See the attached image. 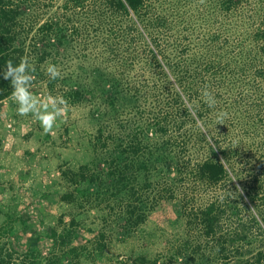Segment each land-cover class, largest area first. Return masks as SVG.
<instances>
[{
  "label": "rangeland",
  "instance_id": "374dc122",
  "mask_svg": "<svg viewBox=\"0 0 264 264\" xmlns=\"http://www.w3.org/2000/svg\"><path fill=\"white\" fill-rule=\"evenodd\" d=\"M223 1L146 0L129 16L112 13L109 0H10L23 6L16 28L34 68L29 91L47 111L50 98L66 105L46 133L32 113H17L12 95L0 102L5 261L255 263L264 248V39L255 37L264 0L231 10ZM49 65L59 77H49ZM132 138L147 165L117 185L134 157L118 152ZM211 148L226 153L229 177L206 187L192 172ZM255 178L260 191L249 202ZM209 204L220 216L205 239L193 217Z\"/></svg>",
  "mask_w": 264,
  "mask_h": 264
},
{
  "label": "trees",
  "instance_id": "16d2710c",
  "mask_svg": "<svg viewBox=\"0 0 264 264\" xmlns=\"http://www.w3.org/2000/svg\"><path fill=\"white\" fill-rule=\"evenodd\" d=\"M145 2L146 0H109V3H107V5L112 13H122V14L130 16L132 14L140 15L142 9L145 8ZM237 3H239V0H224L223 1V5L224 7H226L227 10H231L232 8H234ZM22 11H23V6H19V8L18 7L16 8L15 6L11 5L10 0H0V102L8 98L9 96H11L12 91H13V87L11 85V78L4 79V72L6 71V62L11 60L13 66H18L21 58L24 57V47L22 46L21 42H19L20 36L17 33V30L19 28H16L17 23H19L18 19L21 17V13H24ZM44 25L42 26V28H46V31H47L48 26L47 25L44 26ZM47 35L50 36L49 33L46 34V37H48ZM255 37L256 38L262 37L264 39V30L256 33ZM58 39H59V36H56V41H58ZM37 47H39L38 44L34 45V49L37 50ZM39 49L40 48H38V50ZM39 52H35V53L39 54ZM155 54H156L155 50L152 49L151 51L152 59L154 61H158L157 56ZM41 59H43V57H40V59L38 60L41 61ZM77 94H78V91L74 90L70 93V97L73 98ZM70 103H75V102L72 101ZM159 132L162 133L163 130L159 129ZM137 145L138 143H137L136 138H132L131 141L129 142V148L126 149L127 152L125 153H121L120 151L118 152L119 153L118 156L124 157L125 160L126 158H132L133 156L134 157L132 159L133 161L129 163H125V164L122 163L123 170L118 174L119 178L116 181V183H118L117 185H120V182H122L123 180V174L126 173L127 170L130 171L133 168V172L135 174L137 172L139 173L142 169H145L144 166L147 165V162L141 159V156H143V153H141L140 155L138 154L140 149L136 148ZM209 155H210L209 158H206L202 162L197 163L194 167L195 169L192 172L193 173L192 176L195 179V181L199 183L200 185H203L206 187L217 186L221 182H224V180L229 177V174H228L229 171H228V166H227L228 158L226 156V153L222 150L221 152L218 151V153H216L214 152L213 148H211ZM162 157H163L162 160L165 163L168 156L161 155L160 158ZM79 171H80L79 173L81 175V179L86 178V173L88 171L86 165L81 167ZM259 191H260V186L258 184V180H256L255 178L252 180L251 184L247 188V197L249 199V202L255 201V198L257 197ZM134 193H135L134 191H132V194H130L129 192V196L133 195ZM166 193H169L172 195L173 190L168 189L167 191H165L164 194ZM164 194H160V195L164 196ZM163 196H160V197H163ZM160 197L159 199H161ZM156 198L157 197H155L154 199ZM143 206L145 205L141 202V206L139 203V206L138 204H136L134 208L138 209L139 207L142 209ZM232 209H235V208L233 207ZM213 210H214L213 204H209L205 206L204 208L200 209L199 212L194 214V217H193L196 227L201 231L205 239L214 235V227L217 221H219L220 215H218V213L216 215L213 212ZM132 213L133 211H130L128 217L131 218ZM143 213L144 211L142 210L141 212L140 210L139 220L141 219V216H144ZM137 222H138V219L136 223ZM239 233L241 234H236V235L241 236L243 232L240 231ZM103 239H104V236L103 237L101 236V238L100 237L97 238L96 249L99 252H102L105 247ZM221 247L223 249L224 246H221ZM75 252H76L75 248H70V250L67 253L72 255ZM6 258H11V255L7 254L4 256L2 255V252L0 251V264H9V261H5ZM61 260H62V257L60 256V257H55V258H47L45 261L47 262V264H61ZM10 261L12 264H15L14 262H12V260ZM254 261H255L254 264H264V248L263 250H259L255 254Z\"/></svg>",
  "mask_w": 264,
  "mask_h": 264
},
{
  "label": "clouds",
  "instance_id": "9594fccd",
  "mask_svg": "<svg viewBox=\"0 0 264 264\" xmlns=\"http://www.w3.org/2000/svg\"><path fill=\"white\" fill-rule=\"evenodd\" d=\"M34 68L29 63L27 56L22 57L18 66H13L12 61L6 62V71L4 72V79L11 78V85L13 87L12 97L18 103L19 107L17 113L19 115H28L32 113L38 121H40L44 131L50 132L54 126L55 120L62 114L63 109L57 105H66L63 98L51 99L52 111H47L48 104L41 105L36 97L29 91L31 82L33 80L30 74ZM47 74L50 78L55 79L60 76V72L54 65H49ZM41 108L44 111H41Z\"/></svg>",
  "mask_w": 264,
  "mask_h": 264
}]
</instances>
